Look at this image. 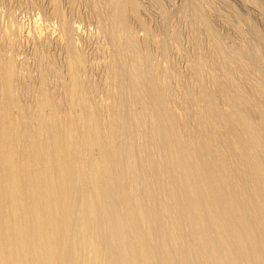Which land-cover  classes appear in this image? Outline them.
<instances>
[{
    "label": "bare ground",
    "instance_id": "bare-ground-1",
    "mask_svg": "<svg viewBox=\"0 0 264 264\" xmlns=\"http://www.w3.org/2000/svg\"><path fill=\"white\" fill-rule=\"evenodd\" d=\"M45 1L58 25L0 23V264H264L259 23L222 0L236 42L216 0Z\"/></svg>",
    "mask_w": 264,
    "mask_h": 264
},
{
    "label": "rangeland",
    "instance_id": "rangeland-1",
    "mask_svg": "<svg viewBox=\"0 0 264 264\" xmlns=\"http://www.w3.org/2000/svg\"><path fill=\"white\" fill-rule=\"evenodd\" d=\"M1 1L2 0H0V23H1V20L3 21V24H5L6 22V16L8 15H6L5 13L6 12H9V11H7V10H13V8H14V11H13V14H14V12H15V14H14V18H16V20L18 21V22H21V24L23 25V27L25 28V29H30V28H33L34 26L33 25H36L37 23L40 25V26H42V27H46V25L48 26V24L49 25H51V26H56V25H58V23H57V20L55 19V18H52L53 16H48V15H50V12H48L49 10H50V8L47 6V1H41V0H37V3L36 4H33V7L34 8H32L31 7V4H29L27 1L28 0H13V1H11L10 3H6L5 2V0H4V2L2 1V3H1ZM15 1V2H14ZM26 1V2H25ZM39 1V2H38ZM41 1V2H40ZM167 1V0H166ZM166 1H164L165 3H168V2H166ZM173 1H175L174 3H179V1L180 0H173ZM173 1L171 0V2L173 3ZM213 1H215V0H213ZM219 1H222V0H216L215 2H214V4H217L216 2H218V8L216 9V10H218L219 11V13L221 14H216V18H215V20L218 18V16H221V17H219V20L217 19V22L216 21H214V23H215V25L217 26V29L219 30V31H221V33L223 32V34H225L226 35V33H227V35L226 36H228V35H231L230 34V32H232L233 34H232V36H234L235 38L236 37H238V38H233L232 36H230L229 38L230 39H233L232 41H235L236 40V42H240V40H242V32H241V34H239V32L238 31H236L237 29H235V28H242V25L243 24H241V21L239 22V20L237 21V22H239V23H237V25H235L234 26V24H233V26H232V28L231 27H228V24H229V26H231L232 25V22L230 23V21H228V23H227V19L226 20H224V18L227 16H229V15H227V14H231V15H235V13H234V11H233V9L231 8V7H228V5H226V4H223V1H222V3L221 2H219ZM263 4H264V0H260ZM5 3V4H4ZM27 3H28V5H30V7L27 5ZM40 3V4H39ZM41 3H43V4H45V7H43V4L41 5ZM234 3V5H235V7H234V9H238L239 10V12L241 11L244 15H247V13L246 12H248V15L247 16H250L253 20H254V22H256L260 27H261V29L263 30V32H264V12H262L261 10H260V8H258L257 6H251L250 4H248L249 5V7L247 6V7H245V6H243V4H241V2L239 1V0H232V4ZM3 4L5 5V6H3ZM169 4H170V1H169ZM220 4H222V5H220ZM252 4V3H251ZM13 5V6H12ZM41 5V6H40ZM220 5V6H219ZM224 5V6H223ZM237 5V6H236ZM36 6V7H35ZM38 6V7H37ZM225 6H227L228 8H229V11H231L230 9H232V12L230 13V12H227V14H225V11L224 10H226L227 9V7H225ZM243 6V7H242ZM5 7H7V8H5ZM8 7H9V9H8ZM13 7V8H12ZM43 8H44V10H43ZM249 8L252 10L251 12H250V10H249ZM39 9H41L40 11H39ZM81 9V10H80ZM220 9H222L221 11H223L222 13L220 12ZM255 9H257V10H255ZM6 10V11H5ZM79 13L78 14H73V16L75 15V18L74 17H72V19L74 18V20L76 19V23H78V25L80 26V29L82 28V30L84 31V36L86 37L87 35H88V33H89V31H93L94 30V24L91 22V21H89V20H87V19H85L84 18V14H85V10L83 9V8H79ZM237 10V11H238ZM41 11H43V12H41ZM226 11H228V9L226 10ZM260 11V12H259ZM2 12H4V14L2 13ZM240 12V14H242ZM42 13V14H41ZM49 13V14H48ZM262 13V14H261ZM40 14V15H39ZM48 14V15H47ZM250 14V15H249ZM256 14V15H255ZM2 15H3V18H2ZM84 15V16H83ZM224 16V18H223V20L221 21V18ZM258 15V16H257ZM44 17V18H43ZM48 17V18H47ZM78 17V18H77ZM83 17V18H82ZM229 17H231V16H229ZM235 17V16H234ZM47 18V19H46ZM52 18V19H51ZM238 19V17L236 16L235 17V20H234V22ZM234 19V18H233ZM233 19H232V21H233ZM38 20H39V22H38ZM42 21V22H41ZM43 21H45V22H43ZM47 21V22H46ZM87 21V22H86ZM89 21V22H88ZM221 21V22H220ZM224 21H226V22H224ZM41 22V23H40ZM82 22V23H81ZM224 22V23H223ZM233 22V23H234ZM222 23V24H221ZM226 23V24H225ZM243 23V22H242ZM44 26H43V25ZM231 24V25H230ZM235 24H236V22H235ZM240 24H241V26H240ZM262 24V25H261ZM0 25H2V24H0ZM224 25V26H223ZM90 26V27H89ZM92 26V27H91ZM238 26V27H237ZM245 26H243V29H245L244 28ZM90 28V29H89ZM185 28V29H184ZM239 28V29H240ZM232 29V30H231ZM223 30H225V31H223ZM229 31V34H228V31ZM234 30H235V32H234ZM86 31H87V33H86ZM187 31V32H186ZM227 31V32H226ZM189 28H188V25H186L185 27H183V34H184V44H187V40L186 39H188L187 37L189 36ZM236 35H238V36H236ZM239 36H240V38H239ZM185 37H186V39H185ZM232 37V38H231ZM228 39V38H227ZM226 39V40H227ZM238 39V40H237ZM240 39V40H239ZM230 40L228 39V42H229ZM81 44L83 45H86V46H84L83 45V48H85V50L86 51H90V48H91V44L89 43H87V41L86 42H81ZM88 46V47H87ZM90 47V48H89ZM54 48V52L56 53V54H58V53H60V51L58 50V48L57 47H53ZM55 48H57V50L55 49ZM173 57H174V55H173ZM178 57V58H177ZM174 59H177V60H175V61H177L178 62V64H179V68L180 69H182L181 71L183 72V75H184V73H185V69L187 68V62H186V59L185 58H182V56H177V55H175V57H174ZM185 66H186V68H185Z\"/></svg>",
    "mask_w": 264,
    "mask_h": 264
}]
</instances>
